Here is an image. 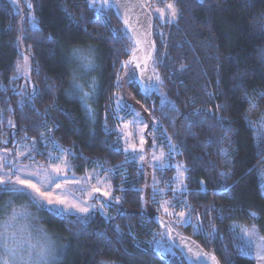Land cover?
I'll use <instances>...</instances> for the list:
<instances>
[{"label":"trees","instance_id":"obj_1","mask_svg":"<svg viewBox=\"0 0 264 264\" xmlns=\"http://www.w3.org/2000/svg\"><path fill=\"white\" fill-rule=\"evenodd\" d=\"M143 1L154 17V88L125 67L135 44L103 0H0V148L28 149L36 164L69 151L76 175L100 169L120 200L109 218L35 213L27 195L15 208L51 235L54 264H187L155 215L222 264H256L231 228L254 223L264 238V0ZM73 49L95 50L87 107L73 91ZM137 120L143 143L124 142L121 130Z\"/></svg>","mask_w":264,"mask_h":264},{"label":"rangeland","instance_id":"obj_2","mask_svg":"<svg viewBox=\"0 0 264 264\" xmlns=\"http://www.w3.org/2000/svg\"><path fill=\"white\" fill-rule=\"evenodd\" d=\"M148 1L149 0H147V2ZM27 61L28 60L21 65V69L25 75L29 76ZM127 124H130V122H127ZM261 124L264 127V123ZM141 127L142 122L140 120H137V122L129 125L127 128L124 126L121 130L122 140L124 142L136 140V142L138 141L137 145L140 144ZM128 133H131V136H129ZM29 151L28 149L11 151L9 149L0 148V177L7 179L11 176L12 180L15 181L16 175H21L22 178L29 179L32 183L36 184L41 191L50 189L53 198L59 197L67 202L66 205L56 206V209L63 213L78 215L100 213L102 216L109 218V208L120 203V200L114 196V187L111 179H109L107 175H102L100 169L86 171L80 176L75 174L74 166H72L70 162L71 153H69V151L60 152V154L56 156L53 155L52 163L43 162L41 164L34 163V160L26 161L29 159ZM26 157L28 159H26ZM7 166H9V168ZM24 166H26V168ZM57 166L60 167L59 172L54 170ZM16 168H23L24 172L34 173L35 175L25 176L23 172L17 173ZM14 173L16 174L14 175ZM262 178L264 179V172ZM49 180H51V183L48 182ZM57 185H59V187H57ZM12 186L22 187L17 184H13ZM2 188L3 185H0V189ZM97 189H99V191H97ZM24 191L31 192L29 189H24ZM104 193H107V195ZM18 195L21 197L20 200H17ZM0 196H3V203L6 204L3 209L8 206L11 211L8 215L0 213L1 216L6 215V218L3 220L0 219V221H3L0 236H3L4 242L7 243V247L2 252L4 253L2 259H4V255L6 254L5 257L6 260L9 261V264H54L58 251L51 241V235L45 232L44 229L39 228L38 224H36V226H30L31 221H36L33 215H31L33 220H30L28 219V216H30L28 212L17 210V205L19 204H24L26 207L27 201H25V197L20 193L10 191H0ZM6 196L7 199L5 201ZM27 196L30 198L29 200H31V202H28V204L31 203L28 207L35 213H40L41 207H45L48 210H51L53 207L47 204L46 201H43L41 206H37L36 204L33 206L32 197L36 196V193L32 192L31 196ZM71 205H75V207ZM34 207L36 208L35 211ZM80 208H87L88 210L87 212H81L79 211ZM147 210L150 211L148 207ZM13 217H15V219H13ZM231 231L237 236V240L241 243L244 253L251 256L256 261V264H264V259H261V255L264 254V238L259 234L256 224L233 225ZM49 241L51 242L50 245ZM46 245H49L47 259L40 260L38 255L39 251ZM13 247L20 250L16 256H11L9 254V249ZM29 252L32 253L31 260H29L27 255Z\"/></svg>","mask_w":264,"mask_h":264},{"label":"water","instance_id":"obj_3","mask_svg":"<svg viewBox=\"0 0 264 264\" xmlns=\"http://www.w3.org/2000/svg\"><path fill=\"white\" fill-rule=\"evenodd\" d=\"M103 3L113 10L118 21L124 26L130 37L133 36V32L125 27L123 21L128 18L129 23L134 25L137 30L136 38L141 40L139 48L135 45L137 49L136 60L141 62V67L136 68L137 77L144 87L154 88L157 83L153 68L156 48L154 44V17L151 11L147 6H138L145 5L143 0H103ZM118 3L127 7H117ZM149 47H151L152 59L148 61L147 67H145L143 58L149 54ZM131 58L130 55L129 60ZM155 220L161 230L167 233L169 242L181 253L187 264H222L214 253L207 251L191 236L180 233L167 218L155 215Z\"/></svg>","mask_w":264,"mask_h":264},{"label":"snow or ice","instance_id":"obj_4","mask_svg":"<svg viewBox=\"0 0 264 264\" xmlns=\"http://www.w3.org/2000/svg\"><path fill=\"white\" fill-rule=\"evenodd\" d=\"M29 8H31V4L28 5ZM138 6H147L145 5H138ZM117 7H127L126 5H120L119 3L117 4ZM167 8L169 10L168 15L171 17L172 20H175L178 16V11L175 7V4L173 3H169L167 4ZM156 11H158L161 15V17H163L165 15L163 9L157 8ZM125 27L127 29H129L130 31L133 32V36L130 37V39L133 40L134 44L137 46V48H139V46L141 45V40L136 38V32L137 30L135 29L134 25L129 23V19L125 18L123 21ZM119 33H117V37H119ZM143 35V34H141ZM117 37H114L117 38ZM150 43V42H149ZM94 49H89L88 52L89 54H84L83 52H81L80 49H73V55L79 60L80 62V68H81V73L78 75H74L73 79H72V86H73V91L78 95L81 96L85 102V106L87 107V100L88 97L90 95H93L96 91V81L92 80L91 81V88L90 91H85V87L88 85V80H87V74L88 71L91 69L95 68V63L93 60V56L92 53L94 52ZM136 51L137 49L134 48L133 51L131 52V59L129 61L126 62L125 67H127L128 64H134L135 68H140L141 67V62L136 60ZM27 58H25L26 61ZM151 47H149V54L143 58V63L145 65V67H147L148 61L151 60ZM18 70L19 66H18ZM157 80H159V77H156ZM83 80L84 82L81 83L80 81ZM134 80V77L129 76V79L127 81H124V83H130ZM117 86L118 87H122L123 85L121 84L119 78L117 79ZM125 97H120L119 99H117V105L119 106L121 104V101L124 100ZM124 107L129 108L130 110L133 111V114L135 116H139L138 112H135L134 109L131 108V105H124ZM219 107V106H218ZM253 107H257V105L253 104ZM260 123H264V117H262L261 121H259ZM133 123H135V121H133ZM128 125L125 124V128H127ZM129 136H131V133H128ZM141 143H143V138H141ZM132 150L135 151L136 150V146L132 145ZM141 151H143V149L141 148ZM159 159V158H158ZM26 168V166H24ZM55 171L59 172L60 171V167L57 166L55 169ZM17 173L23 172L25 176L28 175H35L34 173H27L24 172L23 168H18L16 170ZM16 173H14L15 175ZM49 183H51V180L48 181ZM13 184H17V185H21L22 187H13ZM0 185H3V188L0 189V191H5V192H14V193H20L22 195H29L31 196V193L34 192L36 193V196L32 197L33 199V203L36 204L37 206H41L43 201H46L47 204L52 205V211L56 212V206L57 205H66L67 202L64 199H61L59 197H55L53 198L51 196V190L47 189L45 191H41L39 187H37L36 184L32 183L29 179H25L22 178L21 175H16V179L15 181L12 180L11 176H9L7 179L0 177ZM57 187H59V185H57ZM24 189H29L31 190V192H25ZM97 191H99V189H97ZM105 195H107V193H104ZM72 207H75V205H71ZM87 208H80L79 211L81 212H87ZM165 211H167V208L164 209ZM180 215H183V213H180ZM13 219H15V217H13ZM50 241H49V245H50ZM49 245H46L44 248H41L39 251V259L40 260H46L47 256H48V252H49ZM20 250L16 247L10 248L9 249V254L11 256H16L18 254ZM29 260H31V256L32 253L29 252L27 253ZM4 264H9V261H4Z\"/></svg>","mask_w":264,"mask_h":264}]
</instances>
